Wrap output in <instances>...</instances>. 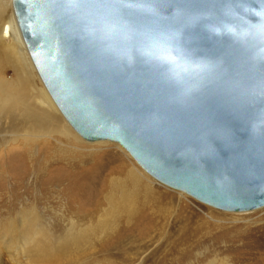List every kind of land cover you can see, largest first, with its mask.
Instances as JSON below:
<instances>
[{"label": "water", "instance_id": "obj_1", "mask_svg": "<svg viewBox=\"0 0 264 264\" xmlns=\"http://www.w3.org/2000/svg\"><path fill=\"white\" fill-rule=\"evenodd\" d=\"M12 7L43 84L84 140L119 144L214 208L264 207V135L250 131L264 117V0Z\"/></svg>", "mask_w": 264, "mask_h": 264}, {"label": "bare ground", "instance_id": "obj_2", "mask_svg": "<svg viewBox=\"0 0 264 264\" xmlns=\"http://www.w3.org/2000/svg\"><path fill=\"white\" fill-rule=\"evenodd\" d=\"M11 5L12 0H0V153L12 150L16 162L21 159L27 164L26 174L32 173L38 185L41 178L44 179V173L52 169L61 168L63 178L59 177L52 183L46 181L43 185L48 203L53 196L51 199L54 198L60 207L55 221L57 229L49 227L51 220L40 213L41 197L33 201L22 200L19 205H13V217H0L1 244L26 264H80V258L87 255L95 256L92 258L94 264H129L142 250L141 243L161 239L168 244L162 246L161 252L166 253V261L174 264L178 257L189 254L194 257L198 248L209 247L206 244L227 243L233 241V237L238 244L241 235L248 231L249 222L212 224L215 222L202 215H194L190 207L176 204L168 194L156 192L142 173L125 162L92 160L90 165H85L90 158L77 156L73 151L75 137L62 126L56 104L47 89L40 85L30 64ZM88 143H112L126 151L108 140ZM77 176H80L82 184L76 188L68 189V184L59 189V196L51 191L55 184L61 185ZM156 182L188 195L158 180ZM261 208L264 207L257 209ZM175 209L178 212L173 217ZM17 230L23 231L18 233ZM229 230H238V234L234 236ZM254 231L253 236H245L244 246L238 254L241 256L231 258L225 254L227 251L215 246L212 250L206 249V259L194 260L192 264H264V227ZM217 235L224 240H215Z\"/></svg>", "mask_w": 264, "mask_h": 264}, {"label": "rangeland", "instance_id": "obj_3", "mask_svg": "<svg viewBox=\"0 0 264 264\" xmlns=\"http://www.w3.org/2000/svg\"><path fill=\"white\" fill-rule=\"evenodd\" d=\"M11 12L14 15L12 5H11ZM14 18H15V15H14ZM26 53L28 55V59L30 61V64L32 65L33 70L36 73V76L38 78L40 85L46 90V88L44 87V85H43V83H42V81H41L32 61H31V58L28 54L27 49H26ZM46 92H47V90H46ZM52 102H53V100H52ZM55 108L57 110L58 117L62 123V126L68 128L70 130V132L75 137L74 146H73V149H74L73 151L75 152V154L77 156H83L84 155V156H87L90 158L86 162V164H85L86 166L90 165V162L92 160L96 161V162L100 161V160H104V162H109V163H111V162L115 163V162H119V161L125 162L127 165H129L130 168L134 167L140 173H142V175L144 176V179L151 184V186L154 188V190L156 192H158L162 195H163V193L168 194V196H170L174 199L176 204H181V205L190 207L194 215H200V216L202 215L206 219H208L212 222H215L212 224L220 223V224H225V225H235V224H243V223L249 222V224H250L249 229H248V231L246 230L243 235H241V239L238 241V244H236L234 242V241H236V238L233 237L232 238L233 241H230L227 243H220V244L216 243L214 245L212 243L206 244L207 247L209 246L206 249L212 250L215 248V246H217V248H220V249H223L224 251H227L225 253L226 255L235 259L238 256H241L238 254L241 251L240 250L241 247L244 246L243 241H245L246 237L251 236V235L253 236V234L255 233L254 230L257 231V229L264 227V208L255 209V210H251V211H244V212L224 211V210H220V209L214 208L212 206H209L207 204H204V203H202V202H200V201H198V200H196V199H194L188 195H185L183 193H180V192H177V191L172 190L170 188H167V187L159 184L158 182H156L155 179H153L151 176H149L147 173H145L139 167V165H137V163L126 153V151L122 150L116 144H112V143H88L86 141H83L73 131V129L68 125V123L64 120L63 116L61 115V113L58 110V108L56 107V105H55ZM13 153L14 152L12 150L10 152L5 150V151H1V153H0V217H4V219H7V217H13L15 215V208L13 207V205H16L17 203L19 205V202H23L24 200L33 201L34 198L39 199V197H41L43 199V201H42V199L40 201V208H39L40 213L42 215H44V217L46 219L51 220L49 227L54 226L53 228L57 229L58 226L55 225L56 224L55 221L58 219V214L60 212L57 209L59 206L57 205L54 198L51 199L53 197L51 195H50L51 198L49 199L50 203H48L46 197L44 196V195H47V192L44 191L45 187L43 185L45 184L46 181L52 183L54 180H56L59 177L63 178L62 177L63 176L62 169L61 168L52 169L49 173L45 172L44 173L45 174L44 179L41 178V180L39 181V185H38V183H36L34 181L32 173H29L30 175L26 174L27 172L25 171L26 170L25 168H26L27 164H25V162L22 161L21 159L20 160L18 159V162H20V163L16 162L17 158L14 157ZM19 155L21 156V153ZM19 158H21V157H19ZM12 160H15V161L12 162ZM14 162H15V165H14ZM21 164L22 165L24 164L25 167L21 168V166H22ZM13 165H14V167H16L15 169H14ZM16 170L17 171L19 170L17 174L15 173ZM23 171H24V173H23ZM19 172H22V175L19 174ZM49 174H50V176H49ZM64 174L68 176V173H64ZM16 175H18V176H16ZM67 176H65V178ZM15 177H16V179H15ZM72 180L70 179L68 182H63L61 185H59V183L55 184V187L51 188L52 189L51 191L57 192L55 194H56V196H59V193H60V192L58 193L59 189L66 187L68 184L70 185V186L68 185L69 186L68 189H74L77 186L82 184L80 176L79 177L77 176V178L72 179ZM26 182H28L27 185H26ZM32 183H34V184L32 185ZM36 185H38V186H36ZM27 188H29L30 190ZM32 188H33V190H32ZM22 191L24 193H22ZM66 199L70 200V198H66ZM166 200H167V198H166ZM9 210H10V213H9ZM177 212H178V209H175V211L173 212V217L176 216ZM54 229H52V232L54 231ZM22 231L23 230H17L18 233H20ZM229 231H232V230H229ZM237 234H238V230L232 231V235L236 236ZM218 236L219 235L214 237L215 240H219L220 242L224 240V238H222V237L219 239ZM163 240L164 239H161V240H159L157 242H153V243H150V242L145 243V244L141 243V246H143L142 250L140 251V253L137 257H134L135 258L134 261L132 263H129V264H171L170 261L169 262L166 261V259H167V258H165V257H167L166 253L161 252V250L163 249L162 246L168 245ZM170 246L171 245H169V247ZM204 247H205V245L198 248L195 251L196 255L194 257H192L193 255H190V254L185 255L181 258L178 257L174 264H192V261L194 262V260H195V262H197V261L200 262L201 260L206 259L205 254H206L207 250L204 249ZM252 249L253 248H251V250ZM15 257H16L15 253L9 252V248L6 249V246L1 244V242H0V264H20L21 261H22L21 264H26V262H24L22 259H20V256H18V259ZM94 257L89 256V255H87L85 257L82 256L80 258L81 261H79V263L80 264H91V263L94 264V261L92 259ZM234 261L235 260H233V262ZM63 262H66V261L64 260ZM99 263H100V259H99Z\"/></svg>", "mask_w": 264, "mask_h": 264}, {"label": "clouds", "instance_id": "obj_4", "mask_svg": "<svg viewBox=\"0 0 264 264\" xmlns=\"http://www.w3.org/2000/svg\"><path fill=\"white\" fill-rule=\"evenodd\" d=\"M258 18V17H257ZM259 18H258V22L253 23V24H257L259 23ZM260 51V49H259ZM258 51V52H259ZM257 52V53H258ZM260 59H264V56H258ZM250 131L253 135H264V117H262L261 119H259L258 121L254 122L251 127H250Z\"/></svg>", "mask_w": 264, "mask_h": 264}, {"label": "snow or ice", "instance_id": "obj_5", "mask_svg": "<svg viewBox=\"0 0 264 264\" xmlns=\"http://www.w3.org/2000/svg\"><path fill=\"white\" fill-rule=\"evenodd\" d=\"M20 3H21V5L23 4V0H20ZM23 12H24V8H23V6H21V13L23 14ZM260 87H262V88H264V84H261V86ZM236 206H241L240 204H237Z\"/></svg>", "mask_w": 264, "mask_h": 264}]
</instances>
